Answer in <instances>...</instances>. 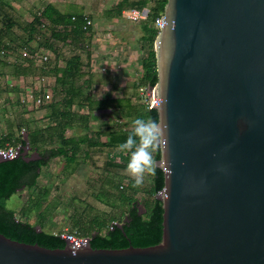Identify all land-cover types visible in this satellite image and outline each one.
<instances>
[{
  "label": "water",
  "instance_id": "obj_1",
  "mask_svg": "<svg viewBox=\"0 0 264 264\" xmlns=\"http://www.w3.org/2000/svg\"><path fill=\"white\" fill-rule=\"evenodd\" d=\"M154 49L161 241L93 248L63 234L47 248L0 233V264H264V0H167Z\"/></svg>",
  "mask_w": 264,
  "mask_h": 264
},
{
  "label": "trees",
  "instance_id": "obj_2",
  "mask_svg": "<svg viewBox=\"0 0 264 264\" xmlns=\"http://www.w3.org/2000/svg\"><path fill=\"white\" fill-rule=\"evenodd\" d=\"M12 2L17 0H0V47L3 50L0 58H4L1 63L10 67V75L24 83L28 80L32 83L34 79L45 77L53 78L49 102L45 99L48 89L44 85L28 92L33 96L31 103L36 105V99H42L37 106L49 108L47 116L53 117L55 122L38 128L27 126L26 137L24 134L13 136L9 124L8 132L0 137V147L19 142L23 145L17 157L0 162V233L13 240L37 243L47 248L63 247L66 242L58 232L44 229L42 210L37 213L40 217L38 220L32 222L29 219L33 206H41L45 192H40L18 212L7 208L6 200L24 187L35 188L42 167L51 158H64L65 168H70V172L74 173L81 164L77 158L80 151L87 158H90L92 152H104L106 155L114 152L132 131V121L135 118L158 121V111L147 108L144 102L135 104L130 98H92V73L80 81L84 75L83 68L87 67L88 71L91 65L94 31L92 22L87 23V20H92L88 14L79 10L61 11L53 3H47L40 10H31L32 17L27 18L17 13ZM166 2L167 0H111V8L105 10V17L113 18L122 16V12L127 9L148 8L147 16L138 20L142 31L140 49L146 52L141 60L142 74L135 84L137 87H153L157 83L154 43L159 29L154 26V21L163 14ZM65 47H69L72 52L69 56L65 54ZM40 53L53 57L39 58ZM6 87L4 85L9 92H21L17 85ZM28 92H24L23 98ZM75 105L83 108V112H75ZM107 108H118L125 117L124 122L106 124L104 130H96L92 137L86 132L92 113ZM77 126L83 131L81 134L74 132L66 135L68 129L72 130ZM26 144L30 149L22 154ZM34 152L36 156L30 159L29 156ZM128 155L127 160L122 157V162L108 157L105 163L106 170L113 169L115 177L103 179V183L111 189L110 199L105 201L120 209V213L106 218L96 217L87 224L76 216L72 218L69 230H75L77 235L88 236L93 248H124L129 245L145 247L157 244L162 239L163 206L158 192L164 187V170L157 164L161 158L160 146L153 152L154 172H146L152 181L144 187L135 185L132 178L123 184V176L118 171L126 169L130 158ZM139 193H142L141 196ZM99 195L104 193L100 192ZM37 225L41 230L37 229Z\"/></svg>",
  "mask_w": 264,
  "mask_h": 264
},
{
  "label": "rangeland",
  "instance_id": "obj_3",
  "mask_svg": "<svg viewBox=\"0 0 264 264\" xmlns=\"http://www.w3.org/2000/svg\"><path fill=\"white\" fill-rule=\"evenodd\" d=\"M47 2V0H17V2H12V5L19 15L31 18V10H40ZM50 2L57 3L59 6L63 4L65 11L78 9L85 12L90 16L89 18H92L91 22L94 29L97 28L99 32H102L103 36H106L105 32L108 33V31L105 30L106 24L104 17L105 10L112 6L111 0H51ZM69 3H74L77 6H67ZM145 9L148 10L147 7H145ZM27 10H29V13ZM127 15V10H124L120 18L123 20L121 22L122 29L114 30V27L109 28V31L112 33V39L114 40V42H112L114 45H124L126 49L130 47L129 45L133 44V47L138 49L140 46L139 35L142 34L139 28L140 21H132L128 19ZM118 28H120V26ZM64 49L67 56L72 53L69 47H65ZM140 54L139 52L136 63H138L141 58ZM43 55L44 53H40L39 58ZM46 55L53 57V55ZM2 59L4 58H0V137L8 132L9 124H11V132L15 137L23 134V129L26 131L25 128L27 126L30 128H38L53 124L55 122L53 117L47 116L50 111L49 108H40L37 104L31 103V100L27 103L22 102L24 92H28V90L32 88H42L43 85L48 89L49 98L45 97V99L46 102H49L52 97L51 89L54 85L53 78L45 77L42 79H34L32 83L29 80L27 83H24L23 80L19 81L9 74L10 67L7 68L3 66L1 63ZM83 59L86 61V58ZM92 60L91 58V65L88 71H86L87 67L83 68L84 75L80 79V81H82L92 73V87L90 89L92 98L93 95H97L98 97L109 95L112 97L130 98L135 104L144 102L147 89L149 88L148 85L143 87L135 86L142 74V67L140 65V69L137 65L127 73L130 77L127 79L123 78L121 82H115V79H108V81L113 83V90L109 93L105 92V90L93 93ZM100 75L101 80L105 81L104 73L102 72ZM4 85H7L6 88L17 85L21 92H9L8 89L4 88ZM17 98L19 101H17ZM73 110L82 113L84 109L75 105L73 106ZM124 120L125 117L120 114L118 108H107L103 111L94 112L89 119V128L86 132L93 137V133L96 130H104L106 124H113L115 122L122 123ZM74 132L81 134L83 131L77 126V128H73L72 130L68 129L66 135H71ZM102 138L105 139V136ZM127 153L129 152L122 150L118 146L115 148L114 152H108V155L104 152L99 153L97 151L95 153H90V158H87L84 156L83 151H80L77 158H79L81 164L74 173L70 172V168H65L66 160L64 158L53 157L46 166L42 167L36 187L31 189L24 187L17 193H14L6 200V207L18 212L19 209L29 203V201L34 200L40 192H45V197L41 199V206H33L31 213H29V219L32 222L38 220L40 217H38L37 213L39 210H42L44 229L52 232L70 229L72 218L75 216L87 224L96 217L106 218L109 215L119 214L120 209L109 205L105 201L108 198L110 199L111 189L107 184L103 183V179L106 177H114L112 172L113 169L110 171L106 170L105 163L108 157L116 162H122L123 159L127 160ZM128 156H130V153ZM118 172L123 176V184H126L128 180L132 178L127 169ZM151 181L150 175L145 173L144 181L140 186H147ZM100 192H103L104 195H99ZM141 194L142 193H139V196H141ZM41 195H43V193Z\"/></svg>",
  "mask_w": 264,
  "mask_h": 264
},
{
  "label": "crops",
  "instance_id": "obj_4",
  "mask_svg": "<svg viewBox=\"0 0 264 264\" xmlns=\"http://www.w3.org/2000/svg\"><path fill=\"white\" fill-rule=\"evenodd\" d=\"M47 3H53L59 10L65 11L64 5H58L57 3L50 2L51 0H47ZM46 3V4H47ZM69 5H75L74 3H69ZM77 6V5H75ZM78 10V9H76ZM73 10V11H76ZM81 11V10H79ZM29 13V10H27ZM120 17H113V18H105V30L108 31L105 32L106 36L102 35V32H99L97 28H93V43L91 45L92 48V54L91 58L92 60V71H93V93H97V91H104L109 93L110 91L113 90V83L108 81V79H115V82H121L123 78H128L130 77L129 71H131L133 68L141 66L140 60H142V57L145 53L144 50H141L139 47L134 48L133 44L129 45L130 47L126 49L124 45L118 46L114 45V40L112 39V33L109 31V28L114 27V30L122 29V21ZM120 26V28H118ZM127 33V32H126ZM141 35H139L140 37ZM113 41V42H112ZM126 45V44H125ZM120 48V49H119ZM142 51V52H141ZM139 52L141 58L139 59V62L136 63L137 56H139ZM140 69V67H139ZM104 73V78L105 81L101 80V75L100 73ZM98 76V77H97ZM95 77V79H94ZM50 78V77H46ZM100 78V79H98ZM120 79V80H119ZM54 83V82H53ZM109 90V91H108ZM93 98L98 99V98H117L115 96H109V95H104L101 97H98L97 95H93Z\"/></svg>",
  "mask_w": 264,
  "mask_h": 264
},
{
  "label": "clouds",
  "instance_id": "obj_5",
  "mask_svg": "<svg viewBox=\"0 0 264 264\" xmlns=\"http://www.w3.org/2000/svg\"><path fill=\"white\" fill-rule=\"evenodd\" d=\"M132 131L119 147L130 153L126 169L135 185L144 181L146 172H154L153 152L166 139V125L156 119L137 117L132 121Z\"/></svg>",
  "mask_w": 264,
  "mask_h": 264
},
{
  "label": "built area",
  "instance_id": "obj_6",
  "mask_svg": "<svg viewBox=\"0 0 264 264\" xmlns=\"http://www.w3.org/2000/svg\"><path fill=\"white\" fill-rule=\"evenodd\" d=\"M127 12H128V19L132 20V21H136V20H140V19H144L146 16H147V13H148V10L145 9V8H142V9H138V8H131V9H127ZM160 17H157L154 21V26L156 28H160ZM87 23L88 24H91V20H87ZM3 54V50L2 48L0 47V57L2 56ZM47 58V55H43V59H46ZM32 94L30 93V91L25 95V98H22L23 101H29L31 100L32 101ZM46 98H49V93L47 92V94L45 95ZM42 99L41 98H37L36 99V104L39 105L41 103ZM144 103L146 105L147 108H151V104H150V101H149V97H148V94L146 95L145 99H144ZM20 144L17 143L16 145H6L4 147H0V150H3V151H7L8 149L11 150L12 152V155H15V147H17L18 145ZM58 234L59 235H63V234H67V235H70L72 237H75L77 239H82V238H85V237H88V236H84V235H77L76 231L73 230V231H70L69 229H65V230H61V231H58Z\"/></svg>",
  "mask_w": 264,
  "mask_h": 264
}]
</instances>
